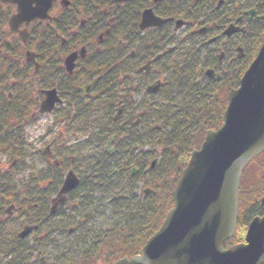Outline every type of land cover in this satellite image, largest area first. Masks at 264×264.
Segmentation results:
<instances>
[{
	"label": "trees",
	"instance_id": "1",
	"mask_svg": "<svg viewBox=\"0 0 264 264\" xmlns=\"http://www.w3.org/2000/svg\"><path fill=\"white\" fill-rule=\"evenodd\" d=\"M133 2L130 16L115 19L113 22L115 29L110 35V44L114 47L115 66L110 73V77L112 76L110 83H101L98 91L112 90L110 100L119 101L117 89L120 85V76L128 75L126 80L130 81H135L132 79L135 76L143 80V74L139 73V69L146 64L149 57L162 51L165 58L156 65L157 75L156 71L153 73L154 76L163 78L160 92L156 95L147 94L148 86H142L139 80L136 83L137 89L143 90L141 93L144 97L138 102L127 101L122 97L120 102L126 106L124 116L115 121V115H111L110 122L104 117L101 123L93 126L94 128L87 123L91 124L93 117L95 120L99 108H89V105L86 106L87 104L84 103L86 101L82 100L80 114L85 123L84 131L94 139V148L91 146L90 149L95 153L83 157L84 175L81 177V185L70 196L72 198L70 202L78 203V211H80L78 215L85 219L84 223H75L73 234L66 228L74 224L78 215L71 214V218H66V214L62 216V213L55 217L49 216L50 199L59 190L67 167L61 168L60 176L52 178V183L47 187L49 191L31 195L32 198L29 196V200H24L12 189V185H15L11 182L13 179L11 180L9 176L1 178L0 197L3 198V205L20 203L22 221L25 225L37 227V230L32 233L34 241H31L32 235L29 236L30 238L22 239L18 231L9 234L7 230L9 225L0 224V264H30V260L35 255L41 254L40 252L49 257L46 264H113L122 258L137 255L161 227L167 212L172 207V192L192 152L200 148L208 130L218 129L221 126L229 92L239 86L241 78L264 42V22H261L259 29L253 30L256 41L253 52L239 64V67L236 66V69L239 68L237 72L231 67L224 71L223 68L220 69L221 64L213 63L212 59L216 60V51L209 50L204 41L193 38L190 43L194 46L192 51L184 44L186 39L189 40L191 31L198 32L204 24H210L212 21L225 24L227 16H218L217 0H165L159 3L157 10L165 19L184 20L191 26L183 36L177 37L173 33L174 25L168 23L167 30L147 35L150 38L147 47L143 44L138 28L141 10L149 8L152 0ZM241 6L242 9L245 6L264 15V0H244ZM72 12L75 11L72 9ZM213 13L216 14L214 20L211 17ZM72 14L70 11L69 17L62 19L66 28L73 26L77 21ZM57 22L58 20L56 25L60 27ZM37 23L42 25L32 29L29 44L37 47L38 61L43 65L41 70H45L52 67L50 57L52 56L54 60L53 54L56 52L51 50L48 54L49 48L44 46L45 25ZM78 44H80L79 39ZM171 46H173L172 52L165 50ZM142 48H146L148 57H145L146 53L143 54ZM204 48L208 52H205ZM5 52L12 57H18L17 53L8 49ZM132 52L135 55L127 57ZM175 53H178L177 57L174 56ZM126 58H129L131 63L125 62ZM90 65L89 70L93 71V76L103 75L106 72L107 68L104 66ZM208 69H214L221 75V79L214 81L207 77ZM16 72L17 64L14 61L6 57L0 61V77L3 74L7 76L16 74V82L12 87L14 97L0 96V125L5 122V128L0 129L3 134L0 136V149L13 161L24 160L26 157L22 137L16 134V130L22 124L21 120L30 118L38 107V101L32 92L23 86V79ZM63 76L68 92L73 93L76 98L79 79L67 74ZM49 78L50 76L46 79L43 76V86L55 85L56 82L49 81ZM146 79L145 77L144 80ZM112 101L108 104L107 110L116 103ZM137 117H140L139 125H135ZM157 123L162 124L161 128L156 126ZM114 135H117L118 139L114 154H110L105 150L104 143L108 137ZM146 145H155L163 149L160 154L161 160L155 168H152L153 157L148 153L142 154V148ZM84 149H86L85 145ZM134 167L139 173L132 176ZM250 168L253 169L254 176L256 174L257 178L254 180L247 173ZM142 182L155 190L156 194L143 195L140 199L134 196L133 193ZM4 189L8 192L3 191ZM263 195L264 153L245 169L242 177L238 233L248 226L254 217L264 213V208L261 206ZM36 203L39 204L37 209L34 208ZM70 210L74 211V209ZM44 220L46 223H43ZM110 221L113 222L111 226L107 225ZM45 232L47 236L39 240L40 233ZM238 236L239 234L226 242L224 248L242 242ZM60 237L63 240L58 244L56 238L58 240ZM258 264H264V255Z\"/></svg>",
	"mask_w": 264,
	"mask_h": 264
},
{
	"label": "water",
	"instance_id": "2",
	"mask_svg": "<svg viewBox=\"0 0 264 264\" xmlns=\"http://www.w3.org/2000/svg\"><path fill=\"white\" fill-rule=\"evenodd\" d=\"M2 1L18 5V12L9 24L12 31L18 32L23 23L28 25L35 20L49 19V10L57 0ZM128 1L117 0L120 4ZM161 1L164 0H154L155 3ZM247 15L254 16L256 12L253 10ZM165 22L157 18L152 9H148L143 12L140 28L144 31L151 27H162ZM183 25H186L184 20L176 21V28ZM234 33L232 27L225 32L228 36ZM28 36L27 30L19 31V37L25 44ZM27 58L35 59L31 53H27ZM77 58L78 53L75 52L65 62L70 74ZM146 68L149 69V66ZM36 69H39L38 64ZM207 75L215 80L220 79L213 70H209ZM160 87L161 83L156 82L147 91L156 94ZM44 93L41 114L52 112L60 102L56 90ZM121 115L122 109L116 115V120ZM263 152L264 43L242 77L239 88L230 91L221 127L208 130L201 148L192 152L172 194L173 207L159 230L137 255L122 258L113 264H258L264 255V216L250 222L243 243L228 248H224V244L237 233L243 172ZM136 173L134 170L133 175ZM79 182L75 172L69 171L58 199L53 200L52 214L60 204L65 203L66 195ZM261 203L264 205V197ZM32 230V227H25L21 237H26Z\"/></svg>",
	"mask_w": 264,
	"mask_h": 264
},
{
	"label": "rangeland",
	"instance_id": "3",
	"mask_svg": "<svg viewBox=\"0 0 264 264\" xmlns=\"http://www.w3.org/2000/svg\"><path fill=\"white\" fill-rule=\"evenodd\" d=\"M238 2L241 5L244 3V0H238ZM243 8H245V6ZM5 11H6L5 7L0 6V14H3ZM14 12H15V10H13L12 13H14ZM241 12H242V10H241ZM50 14L52 15L53 18H58L57 10L50 11ZM6 20H4V17H1V15H0V61H2L5 57L6 58L9 57L7 52H5V50H3V49L16 47V51H18V60H19V61H16V64H17V72L16 73H17V75H19L23 79V86H25V88L30 90L32 92L33 96L38 101L37 110L34 111V113H36V116L33 117L34 113H32L30 115L31 116L30 118L22 119L21 120L22 124H20L18 126V129L16 130V134L21 135L22 142L24 143L23 144V146L25 148L24 152L26 153L25 159L13 161L9 157H7V155H5L0 149V181H1L2 177L9 176V178L11 180L13 179V181H11V180L10 181L15 184L14 186L12 185V189H14L16 191V193L19 194L20 197H22L24 199V198L29 197V196H30V198H32L31 195L36 194V192L38 193L40 190L43 191V189H46L52 183V178H54L57 175H59V176L61 175L60 170L62 167L68 168L66 173L69 170H75L76 174L79 177H82L84 175V172L82 171V159L84 156L94 155L95 151H93L90 148L93 147V143H95V142H94L93 138L88 136V132L84 131L83 125L85 123L83 121H81L78 124H75L76 126H67V129H65L66 122L62 119V115L60 116V114H59L60 111L49 114V115L39 114V112H38L39 111V104H40V102H42L41 100L45 99L44 91H50V90H46L48 88L47 86L45 87L42 85L43 84V76L46 79V77L49 75V72L47 70H44V69L40 70V71L39 70L36 71L35 66L33 64L31 65V63H33V62L29 63L27 61V52L28 51H29V53L34 54V58H35V56H36V54L34 53V51L36 50V49H34L35 46L32 44H28L26 47H24L19 36H16V32L14 33V31H12L11 28L9 27L7 18H6ZM39 21H40V23H43V24L45 23L44 25H46L47 20H43V21L39 20ZM260 23H261L260 21H255L251 27L250 32L248 31L249 33L247 35L240 36L242 39V41H241L242 46H239L238 42H237V43L233 44L231 51H228L227 45L222 46L218 43L217 44L212 43V44H210L212 46H206L209 50L212 49V50L216 51V53H215L216 60L213 58L212 59V61L214 60L213 63L216 62V63H219V65L221 64L220 65L221 70H222V68L224 70V69H228L231 67V68H233L234 71L236 70V72H237L239 70V68H238L239 64L241 62L245 61L247 59V56L250 55L251 52H253L252 49H254V46L256 45V41H255V37H254L255 32L253 30L259 29ZM40 25H42V24H39L37 22L36 23L32 22L29 26V32H31L35 26H40ZM187 26H189V24L183 25L180 28L175 27L174 28V34L176 36H179V37L183 36V34L187 32L186 31ZM206 26L207 25L204 24V25H202L201 28L206 29ZM202 29H200V30H202ZM200 30L198 31L199 33H200ZM53 34L55 36H59L60 33H59V31L57 32V30H56ZM193 38L198 40L197 34ZM192 39H189V40L186 39V41H184L185 47H187L188 49L190 48V51H192L194 48L193 44H190L192 42ZM183 40H185V39H183ZM230 42H233V40H231ZM95 45H96L95 42H94V44L90 45L92 50H93V48L95 50V48H96ZM167 49L170 51H173V46L168 47L165 50L168 51ZM220 49L225 51V55L223 57H221V55H220L221 54ZM240 49H241V51H239ZM250 49H251V51H250ZM204 51L208 52L206 49ZM177 54L178 53H175L174 56L177 57ZM219 56L221 57V60H222L221 63L218 60ZM10 60H12V59H10ZM12 61L15 62V59H13ZM219 65L217 64V67ZM85 66H86V64H81V65L79 64L78 67H74L72 74H70L68 71H67V73L70 75H73L74 70L76 69L75 70L76 76H80V75L83 76V71H84ZM236 66H238L237 69H236ZM145 77L147 78L146 80H144ZM142 78H143V80H141V79H139V77L135 76L132 78V79H135V81H130L129 79L126 80L123 76H120V78H119L120 85L117 89L118 90L117 97L120 98V100L123 97V99H125V100L127 99V101L131 100V102L140 101L144 97V95L141 93V92H143V90L140 91L139 88L137 89L136 83L140 80V82L143 84L142 86H145V85L148 86L152 82V80H154L155 76L154 75L153 76L152 75L147 76L146 74L143 73ZM92 80H93V77L92 78H83V80L80 83H83L85 81H92ZM15 81H16V74L15 75L9 74L8 77H6V75L3 74V76L0 77V91H1L2 98H6L10 95H11L10 98L14 97L13 96L14 91L12 90V87H13ZM93 95L97 96V94H95V93H93ZM106 97L109 98L108 101H106V102H109L108 104H110V101H112V100H110V92L106 95ZM120 100L119 101L118 100L112 101V102H116L114 105H112L115 107L110 106V110H108V111H106L105 109H104V111L98 109V113L95 115V120H93V118H94L93 117L91 124L87 123V125H91L90 127L94 128L93 126H96L102 122V118H104V117L108 118V116L111 117V115L112 116L115 115L117 113L118 108H120L121 105H124L123 103L120 104L121 103ZM102 101H104V99L101 100V102ZM86 106H88V105H86ZM88 107L96 109V108H100L101 105H100V107L99 106H92L91 107L90 105ZM124 109H125V107H124ZM122 111L124 112L125 110H122ZM4 123L3 122L1 123L0 129L5 128ZM139 124H140V117H137V120L135 121V125H139ZM156 126L157 127L159 126L158 128H161L162 124L157 123ZM1 132H2V130H0V136L3 135ZM77 134L79 136L76 139L75 136ZM108 140H109V137L104 143L105 150L107 148L108 149L115 148L116 142L113 143L114 142L113 141L109 145V144H107ZM84 145H85L86 149H84ZM48 149L50 150L51 154H53V157H52V155H49ZM162 150L163 149L159 146L146 145L142 148V154L148 153L150 156L153 157L152 161L155 160L156 164H158V161L161 160L160 154H161ZM59 161L60 162L62 161V165L57 164V163H59ZM251 169L252 168H250L247 173L250 177H252V180H254L257 177H256V174L254 176L253 169L252 170ZM65 175L66 174L63 175L64 178H65ZM259 176L260 175H258V177ZM138 186H139V189H136L133 194L136 197L138 196V198L140 199L143 196L142 190L144 189V187H148V186L145 185V182L140 183ZM1 190L2 189H0V191ZM3 191H6V190L4 189ZM6 192H8V191H6ZM2 201H3V198L0 197V224L9 225V229H7L9 234H15V232H17V231H18V233H20L21 231H23V228L25 227V223L21 219V216L23 215L22 214V208H21V210H19L21 204L20 203H13V204H9V205L6 204L4 206ZM7 211H9V212H7ZM62 214H63V216L66 214L65 215L66 218L67 217L71 218L72 217L71 214H73V216L74 215L77 216L79 214V211L77 209H74V211L71 212L69 207H65L63 209ZM262 216H264V213L262 215L256 216V217H262ZM256 217H254V218H256ZM62 218H64V217H62ZM76 222L78 223L79 219H76L74 221L73 225H71V226L68 225L69 227L66 229H71V230L74 229L75 230V227H76L75 223ZM111 222L112 221H110V223H107V225L110 224V226H111V224L113 223V222L112 223ZM250 222H249V224H250ZM22 223H24V224H22ZM247 228H248V226H245L243 229H241V231L238 233L240 236V237L238 236V239L244 240ZM29 235L27 237H29ZM45 236H47V232L40 233V235L38 236L39 240L44 239ZM30 240L34 241L33 235H32ZM60 240H63V239L60 237V239L57 240V238H56V241L58 244H61L59 242ZM62 244H64V242H62ZM40 253L41 254L35 255L30 260V264H46V263H48L49 257H47V255L45 253H42V252H40Z\"/></svg>",
	"mask_w": 264,
	"mask_h": 264
},
{
	"label": "flooded vegetation",
	"instance_id": "4",
	"mask_svg": "<svg viewBox=\"0 0 264 264\" xmlns=\"http://www.w3.org/2000/svg\"><path fill=\"white\" fill-rule=\"evenodd\" d=\"M73 1L72 0H59L57 2H54L50 8V11L57 10L58 18H53L49 11L50 18L47 20V22L45 21L46 25H45V44L44 46H46L47 49L49 48L48 54L51 53V50H54L56 52L53 54V56L55 55L54 60L53 58H51L52 56L50 57L52 67L45 68V70L49 72V75H48L50 76L49 81L54 80L56 83L54 86H51V85L47 86L48 88L46 90H56L58 97L60 99V102L55 105V108L53 109L52 112L46 113L43 115H49V114L60 111L59 112L60 116L62 115V119L66 122L65 129H67V126H76L75 124H78L82 121L80 113L82 111V105H83L82 100L83 99L86 101L84 103H86L87 105L99 106V107L101 105L99 110H103V111L104 109L106 111L109 110V109L107 110V106L109 102H106L108 101L109 98L106 97V95L110 92V99H111L112 90L105 91V92H99L98 87L101 83L109 84L110 80L112 79L111 78L112 76L110 77V73L112 72L114 68V47H113V44H110V35L113 34L114 29H115L113 22L115 19H118V18L124 19V16L129 17L131 14V11H133L132 9L134 5L133 1L135 0L128 1L123 4H119L117 0H113L112 2L110 0H75V3H73ZM217 2L219 3V5L216 6L217 7L216 11H218V16L219 17L227 16V19H225V24L221 25L219 24V22L212 21L210 24L209 23L207 24L206 29L202 31L200 30V33L196 31H191L190 37L193 38L197 34L199 41H204L203 43L206 46H212L210 44L218 43L222 46L227 45L228 51H231L233 44L237 42L239 46H242V43H241L242 39L240 36L247 35L250 32L251 27L255 21L264 22L263 14L256 13V15L254 16L247 15V13L253 9H247V8L242 9L241 7L242 4L240 5L238 0H217ZM149 5H150L149 8H153V11L156 16L160 18H164L160 14V12H158L157 10L159 9V7L157 6L158 3L153 4V0H152V3H150ZM0 6H3L6 9V11L0 15L1 17H4V20H6V18L8 19V25H9L10 19L18 11V7L10 1H2V0H0ZM72 9L75 12H72ZM13 10H15L14 13H12ZM144 10L145 9L141 10L140 22H141L142 13ZM70 11H71V14L72 13L74 14V15L72 14V16L76 17L77 21H75L73 26L71 27L68 26V28H66L67 26L64 25L65 21L62 22V19L64 20L67 17H69ZM211 17L214 20L216 17V14L213 13ZM55 20L56 21L58 20L57 23L60 25V27L56 25ZM34 22L36 23L40 21L35 20L33 21V23ZM168 23H172L174 25L173 22L167 21L166 24H164L162 27H153L144 32H141L140 30H138L141 33V39L143 40V44L147 47V43L148 41H150L149 40L150 38H148L147 35L150 33L157 34V33H160L161 31L167 30ZM29 26L30 24L27 25L26 23H23L19 27L18 30L22 31L23 29H26V28L29 30ZM190 26L191 25L189 24V26L186 27L187 30L189 29ZM224 26L226 27L224 28ZM229 26L235 30V33L232 34L231 36L225 35L224 33L225 30ZM54 30L55 31L57 30V32L59 31L60 33L59 36H55L53 34L55 32ZM19 31L16 32V36H19ZM173 33H174V30H173ZM88 37L90 38L88 39ZM30 39H31V34L28 36L26 44H24L21 41L24 47H26L29 44ZM78 39L80 40V44H78ZM211 40L213 41L209 42ZM231 40H233V42H230ZM94 42L96 44L95 45L96 48L95 50L94 48L92 50L90 45L94 44ZM36 48L37 47H35L34 49ZM7 49L18 54V51H16V47L7 48ZM145 49L142 48L143 54L145 52ZM3 50H6V49H3ZM35 51H34V53L36 54L35 60L37 63H39L37 50ZM74 52L78 53V58L75 61V67H78L79 64L80 65L86 64V66L84 67L83 76L80 75L82 78L80 76H76L75 74L76 69L74 70L73 75L68 74L66 70L65 62L67 58ZM220 52H221L220 54L221 57H223L225 55V51L220 49ZM160 54H162V51L160 52ZM134 55H135L134 52H132L128 57H131ZM144 55L145 57H148L147 53ZM158 55L159 54L153 55L152 57H149L148 60H146L145 62L146 64L144 65H147L148 63L152 62L150 69L146 70V72H143L147 76L153 75L155 71L157 75L156 65L157 63L161 62L165 58V56L163 55L164 57L162 56V58L154 60L155 57ZM221 57L219 56L218 58L220 63L222 61ZM9 58L12 60L15 59V64H16V61H19L18 57H12L10 54H9ZM27 61L29 63L33 62L31 63V65L32 64L34 65V59L27 60ZM126 61L128 63H131L129 61V58H126L125 62ZM90 64H98V65L104 66L107 68L106 72L103 75L94 74L93 76L92 75L93 71L89 70V67L91 66ZM40 66L42 67L43 65L40 64ZM54 66H57L58 68H55ZM59 73H63V75L67 74L71 77H76L77 79L79 78L78 85H77L78 93H77L76 98L73 93L68 92V86H65L64 76L59 75ZM156 75H155L154 80H152L151 84H153L154 82L158 80L163 81V79L156 77ZM6 77L8 76L6 75ZM92 77H93L92 81H85L83 83H80L83 80V78H92ZM93 93L97 94V96L93 95ZM0 96H1V91H0ZM103 99L104 101L101 102V100ZM41 103L42 102H40L39 104V108H40ZM125 109H126V106H125ZM124 114H125V111H124ZM34 116H36V113H34L33 117ZM108 120L110 122V116H108ZM78 136H79L78 134L75 136L76 139ZM107 144L110 145V137H109ZM106 150H110V149L107 148ZM48 152H49V155H52L53 157V154H51L49 149H48ZM57 164L62 165V161L61 162L59 161V163ZM41 191L42 190H40L39 192ZM43 191L45 192L49 190L46 188V189H43ZM24 200H29V198L26 197L24 198ZM52 203H53V198L50 199V211L52 208ZM261 206L264 208V205L261 204ZM38 207H39V204L36 203L34 205V208L37 209ZM21 208L22 207H20L19 210H21ZM64 208H65L64 206H59L56 210V214L55 215L49 214V216L55 217L59 213L61 215V213H63L62 211ZM43 223H46V221L44 220ZM30 227H34V226H30ZM22 232L23 231L19 233L20 238H21ZM32 233L29 236H31ZM70 233L73 234L74 232L70 230Z\"/></svg>",
	"mask_w": 264,
	"mask_h": 264
},
{
	"label": "bare ground",
	"instance_id": "5",
	"mask_svg": "<svg viewBox=\"0 0 264 264\" xmlns=\"http://www.w3.org/2000/svg\"><path fill=\"white\" fill-rule=\"evenodd\" d=\"M213 130V129H212ZM214 130H216V129H214ZM203 143V142H202ZM202 145V144H201ZM200 148H201V146H200ZM199 148V149H200ZM196 150H198V149H196ZM190 160V159H189ZM155 161V160H154ZM152 162V168H155V166H156V161L155 162ZM189 162V161H188ZM188 164V163H187ZM187 167V166H186ZM134 170H137V168H133V171ZM185 170V169H184ZM183 170V171H184ZM183 171H182V173H183ZM182 173H181V176H182ZM181 176H180V178H181ZM180 178H179V180H180ZM179 180H178V182H179ZM79 185L74 189V190H72L71 192H69L67 195H66V200H65V203H63V204H60L61 206H64V207H69L70 209H77L78 210V203H72V202H70L71 200H72V198H70V196H71V194L73 193V192H75L76 190H78V188L80 187V185H81V180L79 179ZM64 182H65V179H63L62 180V182L60 183V188H59V190L52 196V198H53V200L54 199H58V195H59V193H60V191H61V189H62V187L64 186ZM178 182H177V184H178ZM177 184H176V186H177ZM176 186H175V188H174V190L176 189ZM139 189V188H138ZM174 190H173V192H174ZM146 191H152V192H148V193H146ZM173 192H172V194H173ZM142 194L143 195H155L156 194V191L155 190H153L152 188H150V187H144V189L142 190ZM71 203V204H70ZM70 204V205H69ZM73 204V205H72ZM69 205V206H68ZM72 205V206H71ZM172 207H173V200H172ZM171 207V208H172ZM80 212V211H79ZM168 213V212H167ZM76 219H79V222L78 223H84L85 222V219L83 218V216H81V215H78V218H76ZM77 223V222H76Z\"/></svg>",
	"mask_w": 264,
	"mask_h": 264
}]
</instances>
